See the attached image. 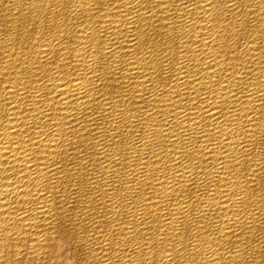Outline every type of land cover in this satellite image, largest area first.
<instances>
[{"label":"bare ground","instance_id":"6f19581e","mask_svg":"<svg viewBox=\"0 0 264 264\" xmlns=\"http://www.w3.org/2000/svg\"><path fill=\"white\" fill-rule=\"evenodd\" d=\"M0 264H264V0H0Z\"/></svg>","mask_w":264,"mask_h":264}]
</instances>
